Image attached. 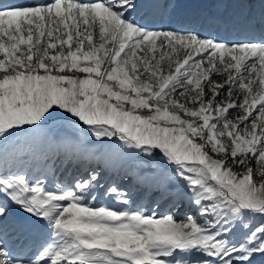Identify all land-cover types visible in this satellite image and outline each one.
Returning a JSON list of instances; mask_svg holds the SVG:
<instances>
[{
  "label": "snow or ice",
  "instance_id": "6c2138e0",
  "mask_svg": "<svg viewBox=\"0 0 264 264\" xmlns=\"http://www.w3.org/2000/svg\"><path fill=\"white\" fill-rule=\"evenodd\" d=\"M57 117L158 150L152 206L8 163ZM0 264H264V0H0Z\"/></svg>",
  "mask_w": 264,
  "mask_h": 264
},
{
  "label": "rangeland",
  "instance_id": "374dc122",
  "mask_svg": "<svg viewBox=\"0 0 264 264\" xmlns=\"http://www.w3.org/2000/svg\"><path fill=\"white\" fill-rule=\"evenodd\" d=\"M97 42H99L98 41V38H97ZM219 75H216V76H214V79L216 78L217 80H220V79H218V78H221L220 76L218 77ZM142 114H146V112L145 113H142ZM68 126H70V128H72L73 130H75V129H78V130H75V133L77 132V133H79L80 134V123H79V125L77 126L76 124H70V123H68L67 122V120L66 119H63V120H61V123L59 124V125H57V126H53L52 125V123H51V120L50 121H48V122H45L42 126H41V128L40 129H37L36 131H37V133H44L45 134V136H46V139L48 140L49 139V137H50V134L52 133V132H56V131H58L59 129H62V128H65V129H67V127ZM59 127V128H58ZM86 127V126H85ZM61 131H63V132H68V133H70L71 131H68V130H64V129H62ZM87 133V132H86ZM23 135H24V137H26V134L25 133H22ZM88 134V133H87ZM89 136H92V134L91 133H89ZM18 139H19V141L21 140V139H24L23 137H22V135L20 134V136L18 137ZM104 139V141L101 143V144H99V142H98V144L100 145V147L101 146H104V149H106L107 150V152L108 151H110V150H112V151H114L115 153H118L119 151H121V149H124V147H122V145H121V143H118V144H116V145H108L106 142H108V140H109V138H103ZM106 145V146H105ZM108 147V148H107ZM45 149V148H44ZM43 149V150H44ZM102 149H103V147H102ZM131 152V155H130V157L128 158V160L122 165V166H120L119 167V169H125L127 166H132V168H135V167H144V166H147L146 165V163L148 162V161H151V160H153V159H155V158H153L154 156H152V155H149V154H146V153H137V154H134V152H132V151H130ZM211 154V153H210ZM142 157V159H144V160H142V162L140 163L139 162V159ZM8 163H9V160H8ZM134 165H136V166H134ZM254 167H255V165H253ZM156 169H160V168H158V167H156ZM133 171V170H132ZM131 171V174L133 173ZM236 171H239V169H236ZM157 172V171H156ZM158 173V172H157ZM157 176H158V174H157ZM120 177H123V176H120ZM129 176H127V177H124V178H120V180H119V184H121V185H123V182H125L126 181V185H129L130 183H131V179H133V177H131L130 179L128 178ZM158 177H160V175L158 176ZM118 179V177L116 178V180ZM254 180L257 182V183H259L260 182V180H261V177H260V175L257 173V174H254ZM116 184H118L117 182H116ZM132 184V183H131ZM136 184H139V183H133V185H136ZM144 190H146V189H140V191H137V196H141V195H143L144 194ZM146 194H144L143 196H145ZM144 199V198H143ZM145 200H146V204H150L151 203V199L149 198V195H147L146 196V198H145ZM185 207H187V205H184V204H182L181 205V209H180V214L182 213H184L186 210H187V208L185 209V210H183ZM162 209V208H161ZM161 209H160V211H161ZM160 213V212H159ZM181 214V215H182ZM160 215V214H159ZM179 218V217H178ZM197 256L194 254L193 255V259H195Z\"/></svg>",
  "mask_w": 264,
  "mask_h": 264
},
{
  "label": "bare ground",
  "instance_id": "6f19581e",
  "mask_svg": "<svg viewBox=\"0 0 264 264\" xmlns=\"http://www.w3.org/2000/svg\"><path fill=\"white\" fill-rule=\"evenodd\" d=\"M219 77V76H218ZM214 78V77H213ZM216 79V78H215ZM219 79V78H218ZM59 128V127H58ZM75 130H78V129H75ZM57 134H59L60 136H61V140L63 141V142H66V141H68V140H73V141H71V142H75V145H77L78 143H80V141H75V135L72 133V132H70V133H68V132H63V131H60V132H58ZM89 134V133H88ZM87 134H85V136H86ZM89 142H87V144H86V149H87V151L88 152H91L90 150H94V151H97V149H98V142H100L101 140H96V138L95 137H93V138H90L89 140H88ZM91 141V142H90ZM107 143V142H106ZM106 146V145H105ZM108 148V147H107ZM106 150V149H105ZM52 159H54V161H56V165H57V167L60 169L62 166V156H60V155H54V158H52ZM93 160H95V164L93 165V166H91V167H99L101 170H103V171H108L109 169H110V167H111V164H110V162L109 161H107L106 160V157H102L101 158V160H98V156H94L93 157ZM74 163H75V161H73V162H71V165L69 166L70 168H69V170L70 169H74L73 167H74ZM152 166H158V162H154V163H150ZM147 165V164H146ZM134 166H136V165H134ZM91 167H89V168H91ZM142 168V167H141ZM141 168H139L138 170H140ZM145 173V172H144ZM146 174H147V172H146ZM113 177H114V175H112V173H109L107 176H105V177H102V179H101V183L102 182H112L113 181ZM128 190H131L132 191V187H129L128 188ZM143 198H144V196H141L140 198H138L136 201H138V202H142V200H143ZM132 206H134V205H132ZM163 211H165V208L163 209Z\"/></svg>",
  "mask_w": 264,
  "mask_h": 264
},
{
  "label": "water",
  "instance_id": "95a60500",
  "mask_svg": "<svg viewBox=\"0 0 264 264\" xmlns=\"http://www.w3.org/2000/svg\"><path fill=\"white\" fill-rule=\"evenodd\" d=\"M158 153H159V151H158Z\"/></svg>",
  "mask_w": 264,
  "mask_h": 264
}]
</instances>
